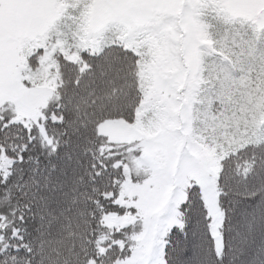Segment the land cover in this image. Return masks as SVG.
<instances>
[{
	"label": "snow or ice",
	"instance_id": "1",
	"mask_svg": "<svg viewBox=\"0 0 264 264\" xmlns=\"http://www.w3.org/2000/svg\"><path fill=\"white\" fill-rule=\"evenodd\" d=\"M0 264H264V0H0Z\"/></svg>",
	"mask_w": 264,
	"mask_h": 264
}]
</instances>
